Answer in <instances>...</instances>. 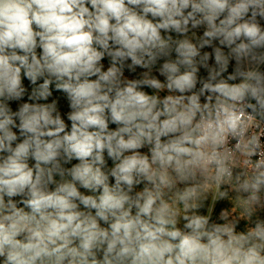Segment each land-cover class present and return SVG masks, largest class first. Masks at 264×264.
Segmentation results:
<instances>
[{
	"label": "clouds",
	"instance_id": "obj_1",
	"mask_svg": "<svg viewBox=\"0 0 264 264\" xmlns=\"http://www.w3.org/2000/svg\"><path fill=\"white\" fill-rule=\"evenodd\" d=\"M262 138L264 0H0V264H264Z\"/></svg>",
	"mask_w": 264,
	"mask_h": 264
},
{
	"label": "rangeland",
	"instance_id": "obj_2",
	"mask_svg": "<svg viewBox=\"0 0 264 264\" xmlns=\"http://www.w3.org/2000/svg\"><path fill=\"white\" fill-rule=\"evenodd\" d=\"M198 32V35H202V29L200 30H197ZM203 51H209L211 52V49L210 48H206L204 49ZM162 62V61H161ZM102 63L105 65V70L107 69V67L109 66V59L106 57L104 61H102ZM130 63V61H129ZM210 65L211 64H214V57L212 60L209 61ZM234 64V62H233ZM159 64L157 65V68H158ZM233 70V67L232 65H230L229 67V72H231ZM143 71H146L145 69H140V68H137L135 70V72H131L129 71L127 68H125V77L126 78H129V79H133V78H140V74L143 72ZM153 75H156L157 78L161 79V81L164 80V77L162 76H159L156 68L153 69ZM199 75L201 77H206L207 75V72L205 69L201 68L200 70V73ZM25 85L26 86H29V82L27 80L24 81ZM145 91H148L149 94H152L153 90L151 89H147L145 88L144 89ZM29 91H30V87H29ZM167 91L165 90L164 92H161L160 93V96L163 97L164 95H167ZM25 100H27V97L24 98ZM52 99H56L58 100V106L62 112V115L67 113L68 111H70V109L68 108V104L63 96L62 93H58V92H54L53 93V97L50 98L49 102L52 100ZM18 103L19 102H11L10 106L13 108V110H16L17 106H18ZM65 120H66V123H69V126H70V122L67 121L66 119V116H65ZM116 126L115 125H110V128H115ZM142 152L144 153H147L148 152V149L147 147H145L144 149H141ZM107 158V157H106ZM72 163H77V161H73ZM108 164H109V167L112 166V162L109 160L108 161ZM67 167H70L71 165H66ZM58 179V177H57ZM83 191V190H82ZM209 203H210V198H209ZM222 209H226L228 211H230L232 214H233V217L235 218L236 216H239L240 215V212L241 210L239 208H234L233 205H232V201L230 200H221L219 201L216 206H215V209H214V212H213V220H216L217 217H218V214L220 213V211ZM206 211V209H205ZM262 216H264V213H261ZM244 228V222L242 221L241 224H240V229H243Z\"/></svg>",
	"mask_w": 264,
	"mask_h": 264
},
{
	"label": "built area",
	"instance_id": "obj_3",
	"mask_svg": "<svg viewBox=\"0 0 264 264\" xmlns=\"http://www.w3.org/2000/svg\"><path fill=\"white\" fill-rule=\"evenodd\" d=\"M262 139H264V138H262Z\"/></svg>",
	"mask_w": 264,
	"mask_h": 264
},
{
	"label": "trees",
	"instance_id": "obj_4",
	"mask_svg": "<svg viewBox=\"0 0 264 264\" xmlns=\"http://www.w3.org/2000/svg\"><path fill=\"white\" fill-rule=\"evenodd\" d=\"M40 82H42V81H40Z\"/></svg>",
	"mask_w": 264,
	"mask_h": 264
}]
</instances>
